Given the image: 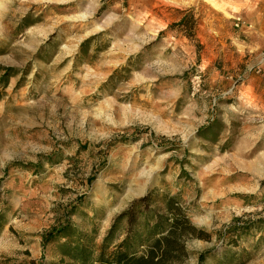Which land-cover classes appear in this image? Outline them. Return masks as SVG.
I'll use <instances>...</instances> for the list:
<instances>
[{
  "label": "rangeland",
  "instance_id": "obj_1",
  "mask_svg": "<svg viewBox=\"0 0 264 264\" xmlns=\"http://www.w3.org/2000/svg\"><path fill=\"white\" fill-rule=\"evenodd\" d=\"M153 189L183 264H264V0H0V264L98 261Z\"/></svg>",
  "mask_w": 264,
  "mask_h": 264
},
{
  "label": "trees",
  "instance_id": "obj_2",
  "mask_svg": "<svg viewBox=\"0 0 264 264\" xmlns=\"http://www.w3.org/2000/svg\"><path fill=\"white\" fill-rule=\"evenodd\" d=\"M123 221L127 223L125 239L114 251L107 252L113 234ZM201 236L190 224L177 196L153 189L133 201L115 219L98 261L89 264H183L187 257L185 242ZM203 260L204 256L200 255L199 263Z\"/></svg>",
  "mask_w": 264,
  "mask_h": 264
},
{
  "label": "bare ground",
  "instance_id": "obj_3",
  "mask_svg": "<svg viewBox=\"0 0 264 264\" xmlns=\"http://www.w3.org/2000/svg\"><path fill=\"white\" fill-rule=\"evenodd\" d=\"M44 1H48V2H62V0H40V2H44ZM82 19H85V15H83L81 17ZM45 34V33H44ZM42 34V36L44 35ZM44 37V36H43ZM167 128H163V130H166ZM151 156V153L149 154V157ZM130 159H127L122 166L119 168V175L117 176H112V178L110 179H120L121 176L124 175V172L127 169L132 170L131 173H129L130 175H126L123 177V179L121 180V184L125 185V189H126V197L127 198H132V197H136L139 196L140 194H142L145 190V188L147 187V185L150 183V181L152 180V173L157 169L156 167H151L148 166V163L146 162L145 167L141 170H137V166H136V162H137V158L132 159L129 162ZM133 162V164H132ZM216 196L218 197H222L225 192L223 190H217L215 192ZM233 207H238V206H234ZM215 209H208V211L213 212ZM197 221L201 222V223H208L209 222V217L208 215H206L203 219H198Z\"/></svg>",
  "mask_w": 264,
  "mask_h": 264
}]
</instances>
